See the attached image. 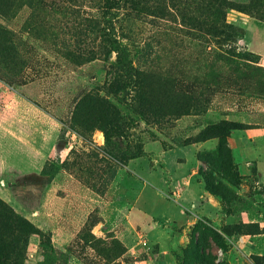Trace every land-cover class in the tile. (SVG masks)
<instances>
[{"label":"rangeland","instance_id":"obj_1","mask_svg":"<svg viewBox=\"0 0 264 264\" xmlns=\"http://www.w3.org/2000/svg\"><path fill=\"white\" fill-rule=\"evenodd\" d=\"M30 1L0 18L26 63L0 67V200L46 234L29 238L24 264H264V0H229L227 22L241 29L233 44L184 25L172 2L171 18L124 22L135 65L200 106L160 123L136 117L145 155L127 164L104 152L103 132L66 124L76 96L107 79L102 60L65 59L95 51L93 2ZM221 120L245 129L200 142ZM91 236L126 252L108 263Z\"/></svg>","mask_w":264,"mask_h":264},{"label":"trees","instance_id":"obj_2","mask_svg":"<svg viewBox=\"0 0 264 264\" xmlns=\"http://www.w3.org/2000/svg\"><path fill=\"white\" fill-rule=\"evenodd\" d=\"M23 1L0 0V18L9 21L15 5L23 6ZM35 1L39 6L46 4L44 0ZM91 1L97 12L91 19L89 32L94 36L95 51L69 52L65 54V59L77 65L96 59L102 60L106 63L107 79L102 87L76 96L66 124L84 137H91L95 131L103 132L106 139L104 152L117 161L127 164L145 155L140 137H135L132 133L136 117H143L148 124L160 123L166 117L176 119L183 116L190 102L194 103V100H190L189 97L181 100V96L184 95L172 90V81L169 79L162 81V78L154 73L135 65L131 58L130 44L124 43L125 39H129L124 22L129 24L146 18H171L173 14L169 3L172 2L184 25L193 24L192 26L208 35L220 38L222 45L235 43L241 37V29L227 22L229 0H194V3L197 2L196 11L189 6L186 7V0H176V5L174 0ZM30 3H34V0ZM191 11L194 15H189ZM118 19L121 20V25L116 27L113 23ZM15 37V32L0 24V67L11 72H14L13 70L23 72L26 63L20 57ZM88 46L90 44L84 47V50H88ZM79 49L83 50V48ZM112 57L115 58L113 62ZM101 92L104 94L101 95ZM121 97L129 113L127 118L115 102ZM194 105L200 107L195 103ZM244 129V124L235 121L214 122L202 133L200 142L214 138L211 136L222 137ZM125 141L133 147L129 146L126 150L119 149L118 144ZM74 154L72 150L68 157ZM68 161L63 162L60 168L68 165ZM77 166L79 165H74ZM32 235L39 236L43 241L46 239L43 231L17 215L8 204L0 200V264H24L23 253ZM216 241L222 249L225 248L220 236ZM86 243L108 263L114 262L126 252L124 245L116 239H112L109 243L91 236Z\"/></svg>","mask_w":264,"mask_h":264}]
</instances>
